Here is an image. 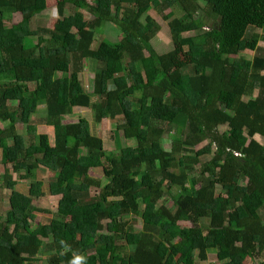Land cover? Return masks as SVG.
I'll return each instance as SVG.
<instances>
[{
  "label": "trees",
  "instance_id": "1",
  "mask_svg": "<svg viewBox=\"0 0 264 264\" xmlns=\"http://www.w3.org/2000/svg\"><path fill=\"white\" fill-rule=\"evenodd\" d=\"M46 1L0 0V120L9 122L0 128V148L11 171L30 180L29 197L44 195L35 172H53L47 193L59 197L68 220L53 214L32 227L35 208L10 191V219L0 213V264H39L42 249L46 264H69L74 252L85 253L88 264H194V254L205 262L209 250L221 264H264V144L254 140L264 137V48L258 46L264 0H60L52 28L34 27ZM167 9L188 18L176 15L167 25L172 44L189 52L181 68L175 49L157 54L152 48L156 22L141 20L149 10ZM15 13L20 21L6 26L5 16ZM103 22L116 23L121 35L92 48ZM30 38L36 41L27 48ZM244 51L254 53L252 60ZM83 60L94 68L88 93L79 78ZM39 101L46 110L39 124L53 129L52 143L31 119ZM72 108L92 109L97 122L115 121L135 148L116 139L118 153L104 169L103 142L88 121L62 122ZM17 121L28 126V145ZM177 121L185 125L165 145ZM91 169H101L107 183L89 176ZM167 185L180 189L170 209L159 205L171 196ZM180 216L189 228L178 224ZM131 217L140 218V231L128 223ZM201 220H208L205 234ZM123 247L132 251L121 254Z\"/></svg>",
  "mask_w": 264,
  "mask_h": 264
},
{
  "label": "rangeland",
  "instance_id": "2",
  "mask_svg": "<svg viewBox=\"0 0 264 264\" xmlns=\"http://www.w3.org/2000/svg\"><path fill=\"white\" fill-rule=\"evenodd\" d=\"M60 0H47L46 1V9L41 12L40 14L36 15L34 17L35 25L34 27L41 26L45 28H52V26L57 22L58 20V14H57V2ZM67 12L70 13L69 8H66ZM85 18L89 17V14L85 11H81ZM179 16L182 21H187L188 18L179 12L177 9H167L164 11V13L159 14L156 13L154 10H149L145 15L142 17V22H145V18H149L156 22V24L160 27V31L151 39L150 44L154 51L157 54H165L167 52H170L175 49L176 56L174 59V64L176 67H183L186 64L189 63V52L186 48H181L179 46H174L170 40V33L168 29V22L172 20L175 16ZM21 19L20 14H8L5 16V25L10 26L11 24L18 23ZM261 34V32H260ZM121 35L120 28L116 23L111 22H103L99 28L95 29L94 31V39L92 48H95L102 39H108L110 41H117ZM186 36L193 37L194 41L197 40V36L194 33H187ZM36 39L30 38L28 41L25 42V47H31L35 44ZM262 41L260 42V45H262ZM82 72L79 74V78L81 81V84L85 91L88 93L90 87H91V75L94 71L93 64L89 60H83L82 61ZM91 100L93 102H96V97L91 96ZM16 101H10L8 102V105H16ZM45 105L43 101H39L37 103L36 111L31 116V119L34 123H36V133L37 134H46L49 137L50 143L53 141V129L50 126H46L43 124H39V122H42L45 117ZM79 118H85L90 126L91 132L100 138L103 142V157L100 160L102 166L104 169H109V163L108 158L111 155V153H118V149L116 147V139L119 141V144L123 148H135V141H125L124 138H122L121 131L117 130V123L115 121H110L103 119L102 121H96L94 112L90 108H72L71 113L64 117L62 122L64 123H72L76 122ZM16 132L23 136L25 144L28 145V126L26 124L20 123L17 121L15 123ZM9 125L8 121H1L0 120V128H7ZM184 122L177 121L175 124L171 125L169 127L170 132L167 136H165L164 141L165 145H169L170 141L175 138V132L179 128H182L184 126ZM226 131V128L220 127L219 133H223ZM115 132L117 135H115ZM256 141L260 144H264V139H260L259 137L256 138ZM241 142L244 145H247L248 139L243 136ZM206 142L202 143L201 145L197 146L193 149V151H200L203 147H205ZM212 158V154L208 156H204L200 158L199 162L200 165L205 164L210 161ZM200 165L195 166V171H198L200 168ZM218 170V169H217ZM216 170V171H217ZM35 179L40 180L43 183V196H40L39 198L29 197L28 193V187L30 184V180L28 179H21L19 177V173L12 172L9 165L5 164L4 161V153L3 149L0 148V183L4 180V176L8 175L10 176V179L6 183L5 187L3 189H0V213L5 215L6 217L10 219V213H8L9 205H8V195L10 194V191L16 190L23 194V200L25 203L29 204L30 207H34L35 211L33 212V218L30 221L31 226H35L37 224H44L48 219L52 217L53 214H59L62 215L68 220L67 218V212L65 209L59 207L58 200L59 197L57 196H51L47 193V184L50 178L53 176V172L45 169L43 167H40L35 172ZM89 176L96 178V180L100 181L102 185H105L107 183L106 178L104 177L101 169H91L88 173ZM246 182H243L241 186H245ZM168 190L170 191L169 194L171 196H166L163 200L159 202V205H165L167 208H171V204L173 201V197H177L180 193V189L177 187L169 186ZM96 193V191H93L92 194ZM109 212L113 213L115 212L114 208H108ZM260 215L264 216V211L260 212ZM107 222H104L105 225ZM128 223L132 225L135 229V231H140L142 222L139 217H131L128 220ZM178 224L183 228H189L190 224L188 220L184 216H180L178 220ZM200 229L202 234L206 233L207 227H208V220H201L199 223ZM99 235H108L106 231H103L99 233ZM129 251H132L129 247H123L122 253L125 254ZM58 254V252H56ZM208 257L205 262L199 261L197 258V255H194L193 261L194 264H221L216 261L215 258V251L209 250ZM38 259H40L39 264H46V256L43 253V249L38 253ZM245 264H261L260 259H247Z\"/></svg>",
  "mask_w": 264,
  "mask_h": 264
},
{
  "label": "clouds",
  "instance_id": "3",
  "mask_svg": "<svg viewBox=\"0 0 264 264\" xmlns=\"http://www.w3.org/2000/svg\"><path fill=\"white\" fill-rule=\"evenodd\" d=\"M60 244L63 248L70 247L64 240H61ZM69 264H88V257L83 252H74Z\"/></svg>",
  "mask_w": 264,
  "mask_h": 264
},
{
  "label": "crops",
  "instance_id": "4",
  "mask_svg": "<svg viewBox=\"0 0 264 264\" xmlns=\"http://www.w3.org/2000/svg\"><path fill=\"white\" fill-rule=\"evenodd\" d=\"M260 33V32H259ZM258 46L259 47H261V48H264V43H262V45H260V43L258 44ZM241 56L243 57V58H245L246 60H248V61H250V60H252V58L254 57V53L253 52H250V51H244L242 54H241ZM233 58H235V57H232L231 59H233ZM262 75H264V73L262 74ZM256 95V94H255ZM259 136H255L254 137V140L256 141V138H258ZM260 139H264V137H259ZM257 142V141H256ZM258 143V142H257ZM260 144V143H259ZM262 145V144H261ZM208 252L209 251H207V254H208ZM195 255V254H194ZM207 257H208V255H207ZM193 258H194V256H193ZM207 259V258H206Z\"/></svg>",
  "mask_w": 264,
  "mask_h": 264
},
{
  "label": "built area",
  "instance_id": "5",
  "mask_svg": "<svg viewBox=\"0 0 264 264\" xmlns=\"http://www.w3.org/2000/svg\"><path fill=\"white\" fill-rule=\"evenodd\" d=\"M236 156V155H235Z\"/></svg>",
  "mask_w": 264,
  "mask_h": 264
}]
</instances>
